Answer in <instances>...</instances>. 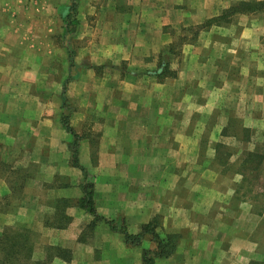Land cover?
<instances>
[{
	"label": "crops",
	"instance_id": "1",
	"mask_svg": "<svg viewBox=\"0 0 264 264\" xmlns=\"http://www.w3.org/2000/svg\"><path fill=\"white\" fill-rule=\"evenodd\" d=\"M240 1L263 0H78L70 24L64 15L71 0H52L59 2L63 35L72 33L79 10L95 14L96 30L118 50L111 69L122 75L121 86L101 102L85 76L97 74L102 61L91 56L93 63L72 71L69 51L67 76L58 81L53 40L18 32L39 19L23 14V21L22 12L6 21L10 8L0 0V232L15 225L41 233L50 264H142L148 241L127 245L79 206L85 176L73 163L67 116L97 213L122 218L130 233L157 216L158 232L180 235L176 251L156 264H264V210L254 208L241 168L227 173L235 154L253 148L251 140V151L264 154V6L209 22ZM9 3L22 11L23 0ZM177 43L181 59L173 69ZM49 47L50 65L43 66L39 54ZM163 57L169 68L160 77ZM120 61L129 64L122 73ZM73 81L78 105L68 93ZM54 89L60 99L47 100ZM55 104L57 114L47 108ZM233 122L240 129L229 133ZM227 138L235 149L227 147L228 163L217 161ZM55 248L69 257L51 253Z\"/></svg>",
	"mask_w": 264,
	"mask_h": 264
},
{
	"label": "rangeland",
	"instance_id": "2",
	"mask_svg": "<svg viewBox=\"0 0 264 264\" xmlns=\"http://www.w3.org/2000/svg\"><path fill=\"white\" fill-rule=\"evenodd\" d=\"M9 2L10 0H6L7 7L10 8L8 10H5V12L9 14L6 17V21H9V18L12 17V15L13 17H16L18 16V14L22 12H23L22 13L23 21H25L26 19V17L24 16L25 14L27 15L29 14V16L32 14L31 15L32 18L37 19V20L39 19L38 22H34L37 24L30 25L29 23L26 26L22 24V26L18 30L19 34L22 33V36L26 38L28 36L30 37L31 31L35 30L37 31V33L35 35L33 33V35L34 36L38 35V38L40 40H44V41L45 39H47L48 41H50V39L53 40L55 44V46L53 47V53H55L54 57L56 58L55 61L52 63L56 69L53 76L58 81L61 80L63 77L65 78L67 76L66 70L68 67L67 64H68L69 51L74 52V57L76 60V65L73 67L72 71L79 70L80 68L78 66L90 65L93 62L89 60V57L96 56V58L94 59L100 60L102 61V63L100 64L101 65L100 68L97 69V72H96L97 74H95V72L92 71L90 75L86 74L85 76L87 77L88 80L92 79L91 82L93 84H89L88 86L96 87V89L91 90V92L90 93L88 92V93L94 98H97L101 102L104 99H110L111 98L110 96L113 94L115 95L118 94L115 88L117 87L120 88L121 84H120V80L118 79L122 75L118 73L115 70V68L111 69L113 68L112 65H115L113 63V59H114L113 56L117 54L118 50L116 47L113 48L111 46V43H110L111 41L109 42V39H107L106 34H103L102 36L101 33L96 30V26H94L95 14L86 13V15H83L84 13L79 10L78 16L80 19L78 18V22H77L78 24L76 23L75 26L74 25L72 26L73 28H72L71 34L63 35L64 29H63V22L61 19L62 18L61 10H59L56 7V3H59V2H55V4H51L52 0H34L33 2L32 0H23L22 11L21 9H17L16 13H14V10H12V9H15V7L12 8ZM31 3H33V6H30ZM100 4L101 2L99 1L98 5ZM93 5H95L94 1H93ZM29 8H32V9L29 10ZM42 22L44 23L43 26H41ZM50 28H52L51 31H50ZM15 30L17 31V29ZM172 48L174 49L175 52L174 51L173 52L176 55L173 53L174 55H172L171 57L172 59L171 67L175 69L174 66L176 65L178 60L180 61L181 59L179 43H177V45L173 44ZM39 55H41L40 59L42 61L43 66H47L48 64L50 65V47L47 48L46 51H44V54H39ZM127 62L128 61H126V63L124 61L119 62L118 66L120 67L121 73L124 72V70L129 66ZM154 62L155 61H152L151 63V67H154L153 69H155V67L159 65L158 63L155 64ZM74 77H77V75L71 74V79L72 78L74 79ZM96 77L99 79L97 80ZM100 79H101V82L99 81ZM75 83L76 82L74 81L70 83L71 88L68 91V93L71 95V98H70L71 104L74 102L78 105L79 99L77 97L79 95L80 88H78V86L74 87ZM123 86L124 87L122 88L123 90L122 92L127 90L126 88L127 86L125 84H123ZM48 99L49 100L51 99L52 101L56 99L57 100L60 99L58 90L56 91L54 89L52 91H47V100ZM47 108L49 109V111L51 108L54 109L55 111L54 113L57 114L58 105L56 106L55 104L54 107L49 106ZM109 108L111 107H108V109ZM88 128L89 127H86L85 133L83 135H86L87 133L90 132ZM239 129H240L239 123L233 122V123H230L227 132L234 133V132H238ZM251 131L252 130L249 131L250 134L252 133ZM251 141L253 143L252 144L253 146L251 147L254 148L255 146L256 148V145H255L256 139H253ZM234 144H235L234 138L233 139L227 138L226 140L221 142L219 146L221 147L220 148L221 153L217 156L218 158L217 161L228 163L229 156L228 154H226L225 151H228L226 150L227 147H229L230 149H235V147L233 146ZM244 147L246 146L244 145ZM260 148L264 149V145H260ZM251 149L249 152H251ZM248 153L244 152L242 155L235 154L234 155L235 160L230 162L229 169H227V173L234 175V173L237 172V169L240 170L241 168L240 171L243 172L244 178H246L247 183H248L247 190H248L249 197L250 199H252V202L254 204V208L256 210H264V182H260L261 181L260 179L264 178V168L262 172L254 168L256 167V165L258 166L261 163L259 162L257 158H252L250 160L245 161ZM263 161H264V158L262 162ZM159 221H160V218H159ZM6 227L13 228V229L21 228V226H15V225H8ZM30 237L34 240L35 246L39 247L40 242H42V245H43L41 246V248L37 249L36 252L33 250V254L43 253L44 255L43 258L38 259L37 260L38 262L35 264H50V244L45 242L46 239L44 238V236H42L41 233L32 231ZM146 245H148L149 247H153L154 243H151L148 241L146 242ZM54 252L57 253L55 250L51 251V253L53 254Z\"/></svg>",
	"mask_w": 264,
	"mask_h": 264
},
{
	"label": "trees",
	"instance_id": "3",
	"mask_svg": "<svg viewBox=\"0 0 264 264\" xmlns=\"http://www.w3.org/2000/svg\"><path fill=\"white\" fill-rule=\"evenodd\" d=\"M264 6L263 1H240L237 4L225 9L224 13L216 18L211 19L209 22H215L222 18H226L236 12L252 11ZM78 0H71L68 12L64 15L66 21L72 24V17L77 13ZM70 26L67 25V32ZM74 52L70 51V57L73 62ZM169 68V59L163 57L160 63L161 71L158 73L160 77L167 75L166 71ZM66 92L62 94L65 99ZM63 123L66 128L73 134L74 139L71 141L73 150V163L82 168L85 176V183L82 186L83 196L78 200L79 206L83 207L89 213L95 215L97 219L105 220L109 223L112 229L120 232L123 235V240L127 245H142L144 242L149 241L154 243L153 247H143L142 251V264H156L157 259L167 258L171 256L178 246L180 235L178 233H165L162 234L157 231L160 225L159 217H154L150 222L144 224L138 233H130L122 218L108 219L97 213L94 206V186L90 179V174L79 162L78 149H79V135L70 126L67 116L63 117ZM264 154L258 151H251L246 156V160L257 158L262 163ZM260 163V164H261ZM259 165L254 167L258 170ZM31 230L27 228H8L5 227L0 232V264H35L38 259L34 258V240L30 237ZM55 251L66 258L69 257L70 252L66 249L55 248Z\"/></svg>",
	"mask_w": 264,
	"mask_h": 264
}]
</instances>
